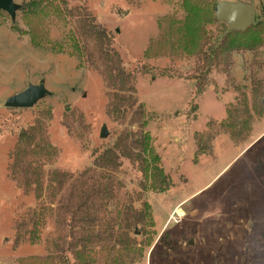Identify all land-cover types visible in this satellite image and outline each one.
Listing matches in <instances>:
<instances>
[{
  "label": "rangeland",
  "instance_id": "374dc122",
  "mask_svg": "<svg viewBox=\"0 0 264 264\" xmlns=\"http://www.w3.org/2000/svg\"><path fill=\"white\" fill-rule=\"evenodd\" d=\"M63 1L45 29L73 30L81 61L0 11V264H264V44L200 60L159 43L183 0ZM241 1L264 19V0ZM40 79L37 104L5 106Z\"/></svg>",
  "mask_w": 264,
  "mask_h": 264
},
{
  "label": "trees",
  "instance_id": "16d2710c",
  "mask_svg": "<svg viewBox=\"0 0 264 264\" xmlns=\"http://www.w3.org/2000/svg\"><path fill=\"white\" fill-rule=\"evenodd\" d=\"M218 1L183 0V16L170 15L168 18L162 17L160 19V45L177 48L184 53L197 55L200 60H205V58H209V55L212 58L213 54L220 50L222 52L241 49L250 50L258 44H264V19L256 20L244 31L229 30L227 26H224L220 32L213 30L212 26L218 23L214 16ZM64 5L63 0H22L19 4L18 12L20 11L22 22L26 28L21 29V31L27 33L34 47L68 52L81 61L84 55L73 30L69 29L65 33L63 32L59 40L50 41L48 32L45 29L43 21L49 18L50 15H54L55 17L52 18H57L58 21L64 17L66 10ZM24 137L26 140V135ZM138 142L140 147H143L141 151L147 156L141 160L144 163L146 176L159 177L161 183L164 175L157 164L158 155L149 146L150 134L141 130ZM30 145H33L31 150L34 154H38L39 150L34 148L36 144L30 143ZM17 150L21 152L20 147ZM148 151L149 153L147 154ZM147 158H150L148 163L145 161ZM161 189L163 188L161 187ZM87 197L92 200L97 198L96 196H91L90 193H88ZM86 203L87 201L83 204L85 205ZM75 253L77 251L69 252L70 255ZM69 254L61 252L42 256L28 255L19 258L18 261L20 264H71Z\"/></svg>",
  "mask_w": 264,
  "mask_h": 264
},
{
  "label": "water",
  "instance_id": "95a60500",
  "mask_svg": "<svg viewBox=\"0 0 264 264\" xmlns=\"http://www.w3.org/2000/svg\"><path fill=\"white\" fill-rule=\"evenodd\" d=\"M18 7L19 4L15 3L14 0H0V11L7 12L12 21L15 19ZM214 16L218 22H225L228 29L234 31H244L253 23L251 5L241 0L233 2L219 0ZM46 94H48V90L44 87V80L40 79L37 84H29L21 92L7 97L4 104L14 108H29L37 104V101ZM101 132L102 136L107 133L104 125Z\"/></svg>",
  "mask_w": 264,
  "mask_h": 264
}]
</instances>
